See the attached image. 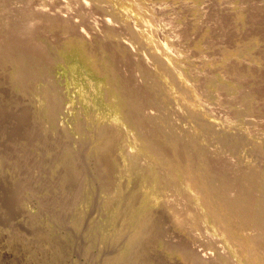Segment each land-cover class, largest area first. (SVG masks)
I'll use <instances>...</instances> for the list:
<instances>
[{
  "label": "bare ground",
  "instance_id": "6f19581e",
  "mask_svg": "<svg viewBox=\"0 0 264 264\" xmlns=\"http://www.w3.org/2000/svg\"><path fill=\"white\" fill-rule=\"evenodd\" d=\"M61 1L60 3L58 0H0V62L10 63V68L19 82H24V80L31 82L34 93L33 108H39L45 113L57 108L60 109L61 127L68 130L72 138L66 140L63 136L65 138L63 144L67 146L59 149V155L61 158H69L70 160H73L76 155L81 158L80 161L77 160L76 164L79 169L73 164H66V166L63 164L62 167L67 169L62 168V172L57 174L58 181L54 182L46 158L50 152V147L40 146L41 149H44V157L41 155L42 159L37 161V163L42 164V166L38 165L37 169L43 171L49 180H45L44 186H38L30 191L27 190V182L24 184L22 182L19 185L22 191L29 194L28 197L32 206L30 208L33 209L32 217L24 216L25 221L28 223L32 218L37 220L40 218L49 219L55 226L58 224L60 229L66 230L65 234L71 232L75 235L77 233L75 230H77L81 235L92 227L90 223L92 219L87 221L86 216H82L84 212L87 213L86 207L91 200L88 196H92L95 204L94 216L100 222L104 221L103 229L105 232H107L106 227L108 225L111 227L108 215L103 211L97 197V188L94 186L95 184L104 185L106 182L105 175L117 171L122 163L115 165L110 154L102 153L97 135L102 132V124L88 120L84 110L75 109L71 105L68 81L71 80L70 74L73 71L71 65L75 64L79 66V69L84 68L91 71L96 78L103 74L108 77V86L104 87L108 92V97L113 96L115 91H120L125 96L116 100L117 106L127 111L129 117L127 127H124L123 137L130 143L126 147L125 153L126 161L131 165L148 161L153 163L154 154L162 158L163 161L167 160L168 165H174L180 156L171 148L172 143H166L167 137L162 134L164 132H160L159 125L164 124L165 117L158 116L163 115V113L156 115L151 110L153 105H163L175 119L182 118L185 122L181 123L180 133L186 139L188 146L183 154L187 160L186 166L189 168L191 159L198 157L202 170V175H200L202 182L207 180L208 184H212L217 190V201L211 209L204 211L202 204L205 201V195L199 192L200 189L196 188L199 187V184H196L189 189L192 196L187 207L191 209L197 207L198 214L195 213L196 216H194L192 210L188 208L186 213H190L191 217L183 216V219H175L170 216L169 218H172L176 226L183 225L187 220L195 223L194 225L199 220L200 223L196 226L199 224L207 225L208 222L212 223V234L208 230L210 228L197 232L196 226H193L181 239H167V243H160L163 251L176 249L183 254L187 264H229L234 260L229 256L225 246L209 250L207 255L202 252L205 245L217 243V238L222 235L224 244L235 240H245L246 246L242 248V251L245 252L248 247L254 249L256 256L253 264H264V73L255 70L256 66L254 69L251 65L260 59L264 60V51L261 50L262 52L255 54V58H250L249 62L245 60L242 65L237 66L234 63L233 65L237 67H228L223 72L224 74H220L218 77L217 75L210 77L206 73L207 71L200 70V67H203L202 64L207 62L205 61L207 53L198 56L200 60L195 65L192 56L196 54H193V51L191 53L193 55L187 54L180 49L181 43L188 40V30L190 29L185 21L175 30L172 28L174 31L168 28L159 30L160 26L157 22L158 19H155L156 16L167 14L171 8L161 7L163 5L156 7L153 1L149 4L138 3L136 4L137 9L142 14L140 21L130 15L129 19H124L123 23H116L112 17V8L114 9L116 0ZM97 1L107 5L104 7L101 4L100 7H94L93 4ZM240 2H244V0ZM257 4L261 5L262 2ZM254 5L251 7L253 10L249 11L250 13L244 11L235 18L240 23L243 22L240 20H244V23L247 21L253 25L254 30L250 29V33L246 32L248 33L245 35L246 39L261 41L264 40V24L260 28V24L264 22V10L261 9L262 6L257 9L258 5L257 8ZM188 7L192 6L186 5L185 8ZM209 8L208 6L199 7L203 16L201 25L198 27L200 28L199 34L204 36L209 31H211L210 33L216 31L214 26H210V20H213L215 26L221 30L220 34H225L222 31L229 30L228 22L226 23L222 18L216 16L219 15L217 13L219 8L216 9L215 19ZM226 10L228 9L226 8ZM180 14L178 15L180 16ZM227 17L226 19H228ZM220 36L225 38L224 35ZM227 36L230 37L229 34ZM195 38L192 39L196 40ZM223 40L221 41L224 42ZM212 41L214 40L212 39ZM216 41L220 42L219 39ZM188 43L191 44V40ZM199 44L201 46V42ZM225 45L233 48L231 53L235 57H240L245 51L249 55V44L244 47L245 50L244 48H237V46L234 48L232 43L230 45L225 43ZM61 50L64 51L66 60L58 61L56 56ZM215 53L217 52L215 51ZM263 68L261 70H264ZM176 78L177 83L174 82ZM223 80L224 82H222ZM159 84L169 88V95H167L168 92L162 93L163 88ZM222 87H224V94H227V98L218 99L221 107H212L211 103L208 102L210 88H215L220 94L219 91L222 90ZM106 91L101 90V92ZM237 99L243 103L239 105L240 108H233L232 105ZM177 100H180V103H177ZM256 106L257 110H255ZM227 110H233L235 114L244 118L250 112L255 111L258 117L253 122L259 125V129H249L250 133L248 134L241 131V129L248 130V128L233 122L220 121V123L214 124ZM0 111L2 115H5V111ZM42 120L38 117L39 122H43ZM118 120L119 116H113L108 121L111 131ZM75 135H84L86 143L80 144L81 141L79 142ZM120 136L122 137V135ZM33 141L32 137L28 138L29 143L34 144ZM237 153L238 155L240 153L245 154V157L240 154L238 159L235 157ZM88 161H91V165H88ZM29 166L30 164L25 162L23 170L28 172ZM154 166L158 168V172L154 171L155 174L172 177L171 173L166 175L168 172L165 166ZM148 172L151 173L152 171ZM160 182L162 183V181ZM202 190L204 191V188ZM21 202L24 203L23 200ZM76 206L80 209H75ZM20 210L22 209L20 208ZM91 212L93 213L92 210ZM34 229L37 230V228ZM47 230H51V228H47ZM37 233H32V258L36 259L37 264H49L47 257L42 252L44 248L41 246L47 243L51 246V252L58 253L54 250L55 243L50 242V238L47 241V238ZM108 233L111 235L110 232ZM208 233L211 235L209 236ZM162 234L166 236V230ZM157 238L159 237L152 239L151 243L156 242L157 244L159 242ZM19 240H21L20 237ZM113 240L115 255L110 258L111 260L101 264H117V262H113L118 258L116 250L119 240L116 236H113ZM111 242L113 243V241ZM79 249L81 250V248ZM35 250L39 251L36 252ZM76 252L78 253V251ZM65 253L67 254L68 250L65 249ZM38 254L41 257L37 259L38 256L36 255ZM56 255L58 254L53 256V260L58 258ZM102 259L105 260V258ZM53 260L49 261L55 262ZM141 260L140 264H146L143 259Z\"/></svg>",
  "mask_w": 264,
  "mask_h": 264
},
{
  "label": "rangeland",
  "instance_id": "374dc122",
  "mask_svg": "<svg viewBox=\"0 0 264 264\" xmlns=\"http://www.w3.org/2000/svg\"><path fill=\"white\" fill-rule=\"evenodd\" d=\"M58 1H60V3L62 2L61 0ZM151 1H153V4H155L156 7L163 5L161 7L168 9L171 8V10L167 13L168 15L165 14L161 16L158 15L159 17L156 16L157 18L155 19H158L157 22L160 26L159 30L168 28L174 31L179 25L183 24L182 22L184 21L187 25H189L190 29L188 28L189 34L187 36L188 40H184V42L181 43L180 49L187 54H191L192 51L193 54H196L192 56L195 61V65H197L200 60L198 56H201L202 54L205 55L207 53L208 55H205L207 56V59L205 58V61L207 62L202 64L203 67H200V70L203 72L207 71L206 73L210 77H214L216 75L218 77L220 74H224L223 72H225L228 67L242 65L245 60H248L249 62L250 58H255V54L264 51V40L253 41L252 39H246L245 35L250 33L251 30H254V27H252L253 25L249 24L246 20L245 23L244 20H240L243 21L240 23L239 20L235 18L241 12L244 13V11H246L245 13H250L253 10L251 7L255 4L254 7L257 8V3L260 2H262V4H259L257 9H260L262 6L261 9L264 10V0H244V2H240L243 0H156V2L155 0H116L114 2V9L112 8V17L116 23H123L124 19L128 20L130 15L140 21L142 14L137 9L136 4H149ZM223 1L224 3L222 4ZM63 2H68V0H63ZM101 4H103L104 7L107 5L97 1L93 4V6L100 7ZM182 5L185 7L186 5L192 7L183 8ZM222 5L228 10H226V8L224 10ZM239 5L242 6L240 7ZM245 5L248 6L246 7ZM205 6L210 7L209 9L213 17L216 15V9L218 10L219 8L217 13L221 15L219 16L217 14L216 16L222 18L224 22H228L230 25L229 26L227 24L229 29L226 30L227 32L222 31V33H228L230 35L229 38L227 36L228 34H226V36L225 34H220L221 30L215 26L213 20L209 21L210 26H214V30L216 28V31H212L213 33H210L211 31H209L204 36L199 34L200 28L198 27H200V22L203 20L199 7ZM221 9L224 10L223 13ZM226 13H229L230 16ZM178 14L182 16L180 17ZM177 15L180 18H177ZM226 17L231 22L226 19ZM215 18L216 17H214V19ZM188 19H190L189 21L191 22H186ZM263 24L264 22L260 24V28L263 27ZM231 26L233 27L230 30ZM220 35H224L225 38ZM193 37H196V40L192 39ZM221 37L226 40L221 39ZM212 39L215 43H213L214 41H212ZM215 39H219L220 42L223 40L224 42H222L221 45L220 42ZM190 40L191 44L188 43ZM210 41L215 45H213ZM200 42L201 46L199 44ZM206 42L207 45L205 44ZM225 43H228V45L232 43L234 48L237 46V48L242 49L249 44V55H247L245 51L240 57H235L234 54L231 53L233 48H231V46L228 47ZM215 51L217 53H215ZM56 58L58 61L66 60L64 57V51L61 50ZM229 63L230 65L228 66ZM234 63L236 65H233ZM263 64L264 60L260 59V61H256L251 65L253 67L256 66V69L254 67L255 70L259 72L263 71L264 73V70H261L264 66ZM71 69L73 70L70 74L71 80L68 81L71 105L75 109L84 110L88 120H94L102 124V132L97 134L99 139L98 142L101 144L102 153L106 152L110 154L115 162V165L122 163V166L118 167L119 169L117 171H114L112 174L109 172L105 175L106 182L104 185L101 186L99 184H95L94 186L97 188V197L103 211L108 215L111 227L108 225V227H106L107 232H105L103 229L104 221L100 222V220L94 216L95 204L92 196H88L91 200L88 202L86 207L87 213L84 212L82 215L83 217L86 216L87 221H89L88 219H92L90 222L92 227L87 232L85 231L81 233V235L77 230H75V232H77L75 233L76 236L73 233L71 234V232L69 234H65L66 230L60 229L58 224L55 226L53 222L49 221V219L40 218V220H37L32 218L28 221V223L25 221V217H32L33 209L30 208L32 206L28 197L29 194L26 191H22V188H20L19 185H21L22 182L23 184L24 182H27V190L30 191L38 186H44L46 184L45 180H49V177L45 175L43 171L37 169L38 165L42 166V164L37 163V161L42 159L41 155L43 156L44 154V149H41L40 146L50 147V152L46 158L48 160L51 169V177L54 182L58 181L59 178L57 174L62 172V168L64 170L67 169L62 167L63 164H65V166L66 164H73L79 169L76 164L78 162L77 160L80 161L81 158L79 155H76L73 160L60 157L61 155H59V149L67 146L63 144L64 139L66 138V140H69L72 138V135H70L68 130L61 127L60 109L57 108L45 113L39 108H33L34 93L31 82L29 80L19 82V80L15 77V73L10 68V63L3 61L0 62V110L5 111V115H2L0 111V264H37L36 259L32 258V233L35 232H38L37 234L47 238V241L50 238V242L55 243L56 247L54 250L58 251V253H54V251L51 252V246L47 243H44L45 245L42 244L41 246L44 248L41 249L43 250L42 252L45 257H47L46 259H48L47 262L49 264L105 263L111 260L110 258L115 255L113 236H116L119 240L118 248L116 250L118 252V258H116L113 263L140 264V261H142L141 259H143L146 264H187V260L182 253L176 249L163 251L160 243H167V239L179 240L190 230L189 228L200 223L199 220H197L198 222L194 225L195 223L187 220L183 225L176 226L172 221V218L183 219V216L191 217L190 213H186V210L190 208L187 207V203L191 200L190 197L192 196L191 191L189 190L191 186L199 184V187L196 188L200 189L199 192H201L202 195H205V201L202 204L204 211L211 209L212 205L216 203L217 190L214 189L212 184L209 185L207 180L203 179L204 181L202 182V178L200 176L202 175V170L198 157H193L191 159V165L189 168L186 166L187 160H185L186 158H184L183 154L185 150L188 149V146L186 144V139L180 133L181 123H185L184 120L182 118L175 119L170 114V111L163 105H153L151 110H153L156 115L163 113V115L158 116L165 117L164 124L159 125L160 132H164L162 134L167 137L166 143H172L171 148L175 153H179L180 156L177 155L179 158L176 159L177 161L174 165H168L167 160L163 161V159L156 154L153 155L155 156L153 163L148 161L146 163L142 162L137 165H131V163L126 161L125 153V149L130 143L127 139H125V137H123L124 127H127V120L129 117L127 115V111L120 109L119 106H117L116 100L124 95L121 94L120 91H115L113 96L111 95L108 97V92L104 87L108 86L109 78L105 77L104 74L98 75L96 78L91 71L84 68L79 69V66L75 64L71 65ZM155 81L158 82V80ZM174 82H178L177 78ZM222 82H224V80ZM159 85L163 88L162 93L166 94L168 92L167 95H169V88H165L161 84ZM100 89L106 92H101ZM219 92L221 95L215 88H210V98L208 99V102L211 103L212 107H221V105L219 106L218 99L227 98V94H224V87H222V90ZM237 100H235L234 105H232L233 108L241 107L239 105L243 103V101ZM177 103H180V100H177ZM260 108L262 107L260 106ZM257 109L258 108L256 106L255 110ZM233 110L224 111L218 118V121L214 124L220 123V121L233 122L241 125L242 127L248 128V130L241 129L243 133L248 134L250 133L249 129H259V125L253 122V120L258 117V114L255 111L250 112L248 116L244 118L235 114ZM113 116H119V120L111 131V126L108 121H110ZM38 117H40L41 120L43 119V122H39ZM157 132L160 134L159 131ZM120 135H122V137ZM75 136L78 138L79 142L81 141L80 144L83 143L82 145H84L86 143L84 135ZM29 137L34 139V144L28 142ZM254 145L257 146L256 144ZM259 145H261V143H259ZM71 151L74 152L73 149H71ZM240 154L238 155L237 153L235 157L239 159ZM242 155L245 157V154ZM25 162L30 164L28 172L23 170ZM88 165H91V161H88ZM154 165L159 167L165 166V169L168 172L166 175L171 173L172 177H164L163 175H158V173L155 174L154 171L158 172V168ZM148 171L152 172L150 173ZM160 181H162V183ZM202 188H204L205 192ZM22 195L25 196L24 199ZM18 200L20 201L18 202ZM22 200L24 201L23 204L21 202ZM17 203H19V206ZM190 206L193 207L192 205ZM19 207L22 210H20ZM77 208L78 210L80 209V207L76 206L75 209ZM196 209H194V207L191 209L194 216H196L199 212V210ZM34 212H36V210H34ZM170 216H172L171 219L169 218ZM33 226H35L34 228H37V230L34 229ZM112 227L113 231L111 232ZM212 227V223L209 222L207 225L199 224L196 226L197 232H200L205 228H210L208 230L211 234ZM47 228H51V230H47ZM164 230H166V236H164L165 234H162ZM108 232H110L111 235L113 234L112 237ZM211 234L208 233L209 236ZM68 235H72L73 237ZM157 236L159 237L157 238L159 242L157 244L156 242L152 244L151 240ZM19 237L21 240H19ZM74 241L77 242V244H74ZM111 241H113V243ZM244 242L245 240H235L224 244L223 236L220 235L217 238V243H208L205 245L204 251L202 252L207 255V251L213 250L216 247L225 246L228 250L229 256L234 260V262H229V264H253L256 256L255 251L254 249H249L248 247V249L243 252L242 248L246 246ZM78 243L82 245H79ZM79 248H81V250ZM65 249L68 250L67 254L65 253ZM35 251L37 252L39 250ZM76 251H78L79 254ZM89 253L91 255H88ZM55 254H58L56 255L58 258L53 260V256ZM82 254H85L86 257ZM36 256H38L36 257L37 259L41 257L39 254ZM102 258H105V260ZM49 260H53L55 262H50Z\"/></svg>",
  "mask_w": 264,
  "mask_h": 264
}]
</instances>
